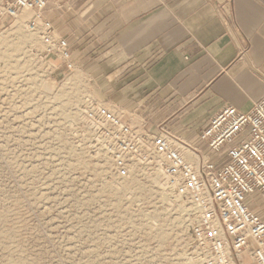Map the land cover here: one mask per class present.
<instances>
[{"label": "rangeland", "instance_id": "rangeland-1", "mask_svg": "<svg viewBox=\"0 0 264 264\" xmlns=\"http://www.w3.org/2000/svg\"><path fill=\"white\" fill-rule=\"evenodd\" d=\"M24 12L0 20V264H201L190 212L169 206L152 182H121L81 123L86 96L119 100L82 68L44 57ZM55 13L47 17L67 23L68 13ZM245 202L264 220L257 193Z\"/></svg>", "mask_w": 264, "mask_h": 264}, {"label": "crops", "instance_id": "crops-1", "mask_svg": "<svg viewBox=\"0 0 264 264\" xmlns=\"http://www.w3.org/2000/svg\"><path fill=\"white\" fill-rule=\"evenodd\" d=\"M68 6L55 13H68L66 24L51 19L68 38L74 68L119 100L125 118L161 121L200 145L198 131L220 108L246 111L264 95L262 0H69Z\"/></svg>", "mask_w": 264, "mask_h": 264}, {"label": "built area", "instance_id": "built-area-1", "mask_svg": "<svg viewBox=\"0 0 264 264\" xmlns=\"http://www.w3.org/2000/svg\"><path fill=\"white\" fill-rule=\"evenodd\" d=\"M68 1L0 0V20L34 13L36 19L21 25L39 40L44 57H57L70 72L74 64L68 38L47 17L68 10ZM125 112L91 96L79 108L81 123L119 180L152 182L169 206L179 213L182 208L192 211L193 228L184 224L201 264H246L243 255L252 264H264V220L245 202L254 193L264 200V95L246 111L220 108L198 131L200 145L174 134L163 122H133Z\"/></svg>", "mask_w": 264, "mask_h": 264}, {"label": "bare ground", "instance_id": "bare-ground-1", "mask_svg": "<svg viewBox=\"0 0 264 264\" xmlns=\"http://www.w3.org/2000/svg\"><path fill=\"white\" fill-rule=\"evenodd\" d=\"M32 16H33V15H32L30 12L25 11V12L23 13V17L25 18V20H27V19H31ZM155 183H156L157 185L161 186V183H160L159 178H158L157 176L155 177ZM165 200H168V199L165 198ZM183 209H184V208L180 209L181 214H185L186 211H189V212H190V218H191L190 223L193 221V223L190 224V225H191V227L193 228V226H194V222H195V216H194V214H193L192 211H190L188 208H185L184 210H183ZM188 216H189V215H188Z\"/></svg>", "mask_w": 264, "mask_h": 264}]
</instances>
